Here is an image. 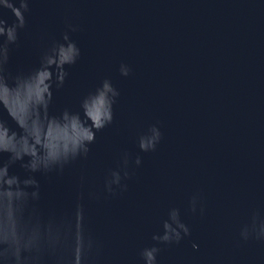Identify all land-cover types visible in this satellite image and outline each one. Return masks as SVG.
Masks as SVG:
<instances>
[{"label": "water", "instance_id": "1", "mask_svg": "<svg viewBox=\"0 0 264 264\" xmlns=\"http://www.w3.org/2000/svg\"><path fill=\"white\" fill-rule=\"evenodd\" d=\"M4 14L11 23V13ZM25 17L10 57L13 74L39 67L41 51L60 40L66 22L81 29L70 34L81 56L65 66L64 86H53L50 114L81 112V98L105 78L120 92L113 124L96 133L87 160L62 174H33L41 210L68 208L81 171L86 187H102L107 170L128 151L142 157L128 191L88 206L90 227L104 246L100 264H142L138 250L153 243L169 207L180 208L191 236L161 245L158 264L264 257V246H234L249 211L264 209V0H32ZM121 62L132 69L127 77L119 74ZM0 118L19 132L2 108ZM151 124L163 139L156 151L141 153L137 136ZM20 164L9 171L24 178ZM197 191L202 217L186 211Z\"/></svg>", "mask_w": 264, "mask_h": 264}, {"label": "clouds", "instance_id": "2", "mask_svg": "<svg viewBox=\"0 0 264 264\" xmlns=\"http://www.w3.org/2000/svg\"><path fill=\"white\" fill-rule=\"evenodd\" d=\"M32 0H0V108L15 122L19 132L0 118V264H100L103 243L90 227L88 206L118 199L129 189L128 181L142 165L139 154L121 153L115 168L108 169L102 187H86L87 175L81 171L76 181L75 197L66 209L44 213L38 205L40 184L33 174H62L76 161L89 158L96 133L113 124V106L120 96L112 81L105 78L80 100L81 112L65 108L52 115V88H62L68 77L66 65L75 64L81 50L70 34L80 26L66 22L60 40H53L39 56V67L15 74L9 68L11 53L19 47L20 33L26 27L25 14ZM5 10L11 13L9 23ZM119 74L127 77L131 67L121 62ZM163 139L158 124L147 126L136 139L141 153L154 152ZM21 162L27 175L11 174L10 167ZM187 213L205 215L202 194L197 191L187 199ZM160 231L151 235L150 245L138 250L142 264H158L161 245H179L191 236V228L181 219L178 207H169ZM264 246V209L253 208L236 231L234 246ZM193 251L199 250L196 242ZM245 264H264V257Z\"/></svg>", "mask_w": 264, "mask_h": 264}]
</instances>
